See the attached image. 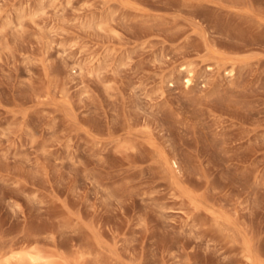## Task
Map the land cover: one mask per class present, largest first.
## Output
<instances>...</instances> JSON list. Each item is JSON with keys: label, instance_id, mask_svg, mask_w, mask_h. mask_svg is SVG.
<instances>
[{"label": "rangeland", "instance_id": "1", "mask_svg": "<svg viewBox=\"0 0 264 264\" xmlns=\"http://www.w3.org/2000/svg\"><path fill=\"white\" fill-rule=\"evenodd\" d=\"M11 248L264 264V0H0Z\"/></svg>", "mask_w": 264, "mask_h": 264}, {"label": "bare ground", "instance_id": "2", "mask_svg": "<svg viewBox=\"0 0 264 264\" xmlns=\"http://www.w3.org/2000/svg\"><path fill=\"white\" fill-rule=\"evenodd\" d=\"M44 260H45V256L42 255V253L38 250L37 251L36 250H25V251L20 252V251H16L11 248L8 252L6 251L3 252L2 250L0 251V263L8 262L9 264H26V263H31V264L48 263L50 264V261H44Z\"/></svg>", "mask_w": 264, "mask_h": 264}]
</instances>
